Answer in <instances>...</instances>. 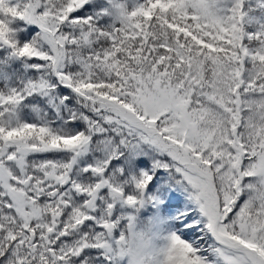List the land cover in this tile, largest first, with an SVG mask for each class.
<instances>
[{
  "label": "snow or ice",
  "instance_id": "6c2138e0",
  "mask_svg": "<svg viewBox=\"0 0 264 264\" xmlns=\"http://www.w3.org/2000/svg\"><path fill=\"white\" fill-rule=\"evenodd\" d=\"M0 264H264V0H0Z\"/></svg>",
  "mask_w": 264,
  "mask_h": 264
}]
</instances>
